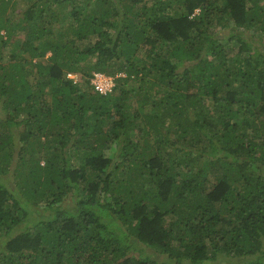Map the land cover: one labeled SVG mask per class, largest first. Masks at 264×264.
<instances>
[{
    "label": "trees",
    "instance_id": "16d2710c",
    "mask_svg": "<svg viewBox=\"0 0 264 264\" xmlns=\"http://www.w3.org/2000/svg\"><path fill=\"white\" fill-rule=\"evenodd\" d=\"M238 256L264 264V0H0V264Z\"/></svg>",
    "mask_w": 264,
    "mask_h": 264
},
{
    "label": "built area",
    "instance_id": "2783aa9c",
    "mask_svg": "<svg viewBox=\"0 0 264 264\" xmlns=\"http://www.w3.org/2000/svg\"><path fill=\"white\" fill-rule=\"evenodd\" d=\"M123 74V72H119L115 75H111L100 70H94L90 75L89 83L96 92L100 94H107L113 91L116 76ZM67 77L71 78L73 82H77L80 74L68 72Z\"/></svg>",
    "mask_w": 264,
    "mask_h": 264
},
{
    "label": "rangeland",
    "instance_id": "374dc122",
    "mask_svg": "<svg viewBox=\"0 0 264 264\" xmlns=\"http://www.w3.org/2000/svg\"><path fill=\"white\" fill-rule=\"evenodd\" d=\"M44 217H46V215H44ZM154 255H159V254H156V252H155ZM233 258H235V257H233ZM238 258H239V260H237V258H235V260L232 259V258H227V260H225V259L224 260H220V258L217 257L216 259H213V260L211 259V260H209L207 262L208 263L211 262V264H214L216 262H219L220 264H240V261L243 260V257L238 256Z\"/></svg>",
    "mask_w": 264,
    "mask_h": 264
}]
</instances>
